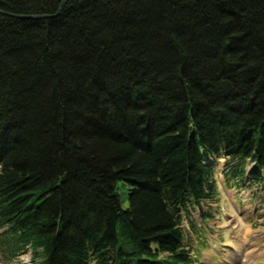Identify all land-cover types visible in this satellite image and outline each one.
Returning <instances> with one entry per match:
<instances>
[{
  "label": "trees",
  "instance_id": "16d2710c",
  "mask_svg": "<svg viewBox=\"0 0 264 264\" xmlns=\"http://www.w3.org/2000/svg\"><path fill=\"white\" fill-rule=\"evenodd\" d=\"M0 9L15 14L0 12V244L11 256L195 264L182 219L196 231L192 211L211 215L206 155L224 158L234 185L261 184L264 203V0ZM31 14L46 16H20Z\"/></svg>",
  "mask_w": 264,
  "mask_h": 264
},
{
  "label": "rangeland",
  "instance_id": "374dc122",
  "mask_svg": "<svg viewBox=\"0 0 264 264\" xmlns=\"http://www.w3.org/2000/svg\"><path fill=\"white\" fill-rule=\"evenodd\" d=\"M223 158H215L212 155L205 156L207 165H212L210 172L212 178L218 182L220 190L219 199L211 204L205 203V212L212 210L209 221L197 222V210L191 214L196 228H198L197 247H204L208 256L203 254L202 260L198 259L196 264H237L241 258V264H264V203L261 199L263 190L258 184L252 187V181L247 182L245 176L241 177L242 183L232 186L231 181L226 182L221 171H223ZM252 165H249V167ZM128 183L118 180L116 191L120 195L122 207L128 206ZM237 186H240L238 188ZM200 230V232H199ZM1 231V229H0ZM213 236V237H212ZM218 238V240H215ZM190 236L185 243L190 244ZM210 242H216L219 251L210 248ZM191 245V244H190ZM194 250L195 248L192 247ZM196 251V249H195ZM30 258V264H38L39 259L32 256L31 251L22 252L11 256L0 244V264H24L20 257ZM218 260L216 263L212 261ZM90 264H96L90 262Z\"/></svg>",
  "mask_w": 264,
  "mask_h": 264
},
{
  "label": "crops",
  "instance_id": "0c3cea01",
  "mask_svg": "<svg viewBox=\"0 0 264 264\" xmlns=\"http://www.w3.org/2000/svg\"><path fill=\"white\" fill-rule=\"evenodd\" d=\"M211 218H212V217H211ZM211 218H207V219H211ZM208 222H210V221H208ZM203 254L206 255L205 257H207L208 254H209L208 252L205 251L204 247L200 248V251L197 252V255L199 256V259H200V260H202ZM239 259H240V260H239L238 262H236L237 264H241L240 261H242V260H241V258H239ZM217 261H218V260H214V261H212V263H216Z\"/></svg>",
  "mask_w": 264,
  "mask_h": 264
},
{
  "label": "water",
  "instance_id": "95a60500",
  "mask_svg": "<svg viewBox=\"0 0 264 264\" xmlns=\"http://www.w3.org/2000/svg\"><path fill=\"white\" fill-rule=\"evenodd\" d=\"M0 12L5 13V14L15 15V14H13V13H9V12H7V11H3V10H1V9H0ZM20 16L38 18V17H45L46 14H31V15H20Z\"/></svg>",
  "mask_w": 264,
  "mask_h": 264
},
{
  "label": "clouds",
  "instance_id": "9594fccd",
  "mask_svg": "<svg viewBox=\"0 0 264 264\" xmlns=\"http://www.w3.org/2000/svg\"><path fill=\"white\" fill-rule=\"evenodd\" d=\"M20 260L24 262V264H30V258L26 256L20 257Z\"/></svg>",
  "mask_w": 264,
  "mask_h": 264
}]
</instances>
